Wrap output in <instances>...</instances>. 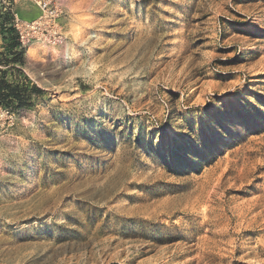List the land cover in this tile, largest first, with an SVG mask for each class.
<instances>
[{
  "label": "rangeland",
  "instance_id": "obj_1",
  "mask_svg": "<svg viewBox=\"0 0 264 264\" xmlns=\"http://www.w3.org/2000/svg\"><path fill=\"white\" fill-rule=\"evenodd\" d=\"M59 2L0 0V264H264V0Z\"/></svg>",
  "mask_w": 264,
  "mask_h": 264
},
{
  "label": "built area",
  "instance_id": "obj_2",
  "mask_svg": "<svg viewBox=\"0 0 264 264\" xmlns=\"http://www.w3.org/2000/svg\"><path fill=\"white\" fill-rule=\"evenodd\" d=\"M7 1V3H6ZM24 2L37 7L39 15L35 19L21 20L12 8L13 4ZM12 16V26L21 46L37 42L43 45L56 46L64 42L62 26L59 19L62 7L59 0H3Z\"/></svg>",
  "mask_w": 264,
  "mask_h": 264
},
{
  "label": "trees",
  "instance_id": "obj_3",
  "mask_svg": "<svg viewBox=\"0 0 264 264\" xmlns=\"http://www.w3.org/2000/svg\"><path fill=\"white\" fill-rule=\"evenodd\" d=\"M5 16L9 17L10 22L12 21V16L9 9L5 10ZM12 34V43L11 47H19L17 34L12 27L10 30ZM14 61H19L22 57V51L20 53H13ZM37 92H40L37 90ZM29 94L27 89L20 88L18 85H13L5 80L4 74L0 78V107L11 108L15 104L16 107H25L30 106L28 103Z\"/></svg>",
  "mask_w": 264,
  "mask_h": 264
}]
</instances>
